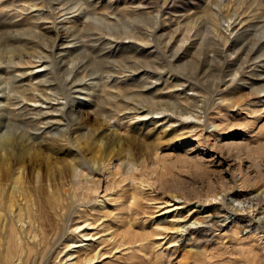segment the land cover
I'll use <instances>...</instances> for the list:
<instances>
[{
    "label": "rangeland",
    "instance_id": "obj_1",
    "mask_svg": "<svg viewBox=\"0 0 264 264\" xmlns=\"http://www.w3.org/2000/svg\"><path fill=\"white\" fill-rule=\"evenodd\" d=\"M0 12V27L12 22L11 33L23 37L13 43L16 53L32 62L8 72L10 54L2 52L0 64L28 98L14 112L33 123L15 128L25 136L30 179L33 168L46 172L71 158L73 180L97 185L93 193H71L61 211L29 214L17 201L11 214L2 200L0 264H85L97 251L86 264H228L234 256L239 264L249 247L264 259V233L247 215L264 188V168L259 173L244 156V172L256 183L235 187L239 197L222 191L217 201L209 196V206L185 205L205 211L194 218L158 212L177 193L161 174L193 183L204 200L208 183L230 179L239 162L227 142H264V0H0ZM123 30L130 34L113 38ZM131 173L146 184L127 178ZM226 206L241 209L230 216ZM84 220L92 223L88 240L74 231ZM161 222L171 225L155 229ZM189 225L207 230L200 237ZM141 233L150 240L138 241Z\"/></svg>",
    "mask_w": 264,
    "mask_h": 264
},
{
    "label": "bare ground",
    "instance_id": "obj_2",
    "mask_svg": "<svg viewBox=\"0 0 264 264\" xmlns=\"http://www.w3.org/2000/svg\"><path fill=\"white\" fill-rule=\"evenodd\" d=\"M35 6H36V4H35ZM10 24L11 25L9 26V28L3 27V26L0 27V64L3 62L2 59L4 57L2 52H5L6 54H10V56L8 58V61H7V66H6V68H4L8 72L13 71L11 68H13V65H16L17 63H19V64H21V63H25V64L32 63L30 60H27V59H26L27 61H25V59H23L24 57L22 56V54H17L16 53L17 52L16 50H21V49H20V47L15 46L13 43L17 42L16 41L17 39H19V41L21 42L23 37L20 35V32H18L17 34H12L10 27L14 28L15 25L12 22H10ZM229 26L227 28L228 30H229ZM94 28H98V27L95 26V24H93V23H91V24H89L87 26V30L90 33H93ZM34 33L35 32H29L28 35H30V36L35 35ZM122 33H125L127 35L130 34L129 30L128 31L127 30L117 31V32L113 33V34H115L113 38L117 39V40L121 39V35L120 34H122ZM94 34H97V33H94ZM34 39H36V36H35ZM15 58H18L17 62L14 61ZM30 59H32V57ZM21 73L23 74L25 72H21ZM10 75H11V78H5V77L2 76V73H0V94H1L0 95V103H2L4 101V104L0 105V111H1L0 112V129H2V127H6L7 128V129L5 128L6 129L5 136L2 139H0V209H1V205H2V200L5 201V198H7L5 206H6V208L9 209L11 214H13L15 212V210H16V202L17 201L20 202L19 206H22L23 209L25 210V212H27L29 214H30V211H35V213H36V211L39 212V213L40 212L43 213L49 207L53 208L54 210H58V211L64 210L67 206H70V203L69 202H65L66 201L65 199H67L66 197H68L71 193H74V191L77 192V190L79 188L80 189L87 188V190H91V192L93 193V191L97 190V185H96V183L93 180H86L85 183L81 182V181L75 182L73 180V176L76 175V163L71 158H68L67 161H65V162H63V163H61L59 165H53L52 167L47 168L46 172H41L40 169L36 170L35 168H33L34 169L33 170V175H34L33 176V180L30 179V177H29L30 169H29V166H28L27 161H26V154L22 153V149L24 150V148L27 147V145H26L27 143H25L24 138H23L25 136H23V134L22 135H19L17 133L15 134V128L19 127V126H23V127L27 126V127L31 128V127H33V123L28 122L27 119H24V117H19L20 116L19 113H15L14 112L16 110V107H17L16 105L19 103L18 100L19 99H20V101L21 100H27L28 98L26 97L25 94H23V91H19V89L18 90L14 89V85L11 84V82H12V79L15 77V75L14 74H10ZM79 87L81 89L84 88L83 85H80ZM6 88H7V91H5ZM90 136L93 137V133H91ZM65 139H66L65 144L67 146L68 145V141H67V138H65ZM86 146H87V144H86ZM226 147H227L228 152L231 153V155L234 157V159H238L239 162L234 165L235 166L234 172L231 173L230 179L222 178L220 180L219 185L217 187L214 186L212 184V182L208 183V188L206 190V194H204L205 195V199L204 200L201 198L202 194L193 185V183H189L188 185H185V183H181L180 180H177V179H175L174 177H172L170 175H169L170 177L168 176L169 178L167 176H166L167 177L166 178L165 176H163V174H161L159 176V181L162 180V181H164L165 184H167L169 186L177 187V191H176L177 193L176 194H173V193L172 194H168L167 198H165L164 200L159 202V204H158L159 215L160 214H166L167 212L176 211L177 210L176 214H179L180 218H183V217L187 218L188 216H190V218H194L193 215H194L195 212L197 214L198 213L203 214L205 211H203V210L198 211V209H194V208L184 209L185 205L197 202L199 204V206H201V205L209 206L212 203V201L209 199V196L211 195L213 197V199L215 201H217L218 199H217L216 194L218 192H222V191L225 192V195H227V194L230 195L231 194V196L235 195L236 197H239L240 196L239 195L240 191L238 189L236 190L235 187H239V189H242V188H245L246 186L253 185V182L256 183L255 182L256 181L255 180L256 177L253 179L250 176V174L244 172V169L242 167L241 162H242V159H243L242 157L244 156L245 158H247L249 160L251 166L256 168L257 171L259 170V173H260V171L264 168L263 167L264 166V162H263L264 161V142L259 143V144L255 145V146H251L248 142L236 143L235 141H230V142L226 143ZM2 150L5 151L6 156L3 155ZM31 161H32V159H31ZM47 164H48V166H50L49 163H47ZM161 166H162V164H161ZM138 175L135 174V173H131L127 178H129L130 180H132L135 183H136V181L141 179L139 181H140V183L142 185L145 181H143L142 178H139ZM263 177H264V175H263ZM124 178H126V176ZM149 180H150V178H149ZM149 182H152V181H149ZM88 183H91V184H88ZM86 184H87V186H85ZM144 184H146V183H144ZM159 184H160V182H159ZM144 190H146V189H144ZM179 190H180V193H178ZM3 191H6V192L4 193ZM155 193H158V192H155ZM165 193H167V192H165ZM86 197L87 198H91L90 195H88ZM136 197L137 196H133L134 199ZM253 197L257 201H256V203H254V204H252L251 206L248 207L249 210L247 211V215L251 214L250 220L253 222V224H256L258 226L259 230L256 228L258 230L257 233L258 234L259 233H264V216L263 217L262 216H258L259 212H264V188H262L261 190L257 191ZM89 200H91V199H89ZM103 202H105V201H103ZM155 202H158V200H155ZM223 203H225V202L223 201ZM129 206H131V205H129ZM225 208H223V209L226 212H230V216L237 215L238 212H239V209H241V208L234 209L232 206H226ZM244 209H246V208H244ZM261 209H263V210L261 211ZM135 211H136V209H135ZM0 215H2V214H0ZM177 220H179V219H177L176 217H171L169 221L175 223L174 221H177ZM87 221L84 220L83 223L76 224V228L74 230V231L80 233L82 238H85L83 240H88L89 239L88 235H90V234H86L85 233V231H87V226L92 225V223H90V222L85 224ZM198 221L202 222L204 220L201 221V219H200ZM170 225H171V223H170ZM170 225H169V223H168V225H166V224H163L161 222V224H158L157 227H155V229L156 228H167ZM177 226L181 227V222L180 221H177ZM90 228H92V227H90ZM166 230H168V229H166ZM187 230H189V232H191V233L197 232V236L201 237L202 234L204 235V232L207 229L203 228V227L196 229V227H193V226L189 225V227H187ZM110 234H112V233H110ZM86 235H87V237H86ZM156 235H158V233H156ZM109 236H111V235H109ZM149 236H150L149 234L141 233L140 238L138 239V241L140 240L141 242H143L145 240H148ZM98 238H100V237H98ZM156 238H157V236H156ZM260 238L264 239V234L262 236H260ZM91 240H92V238H91ZM92 241H90V242H92ZM107 241H108V239H107ZM152 242H154V241H152ZM250 245H251V243H250ZM67 246H69V244ZM81 246H80V248H81ZM146 246H148V245H146ZM125 249H127V248H125ZM125 249L123 251H127ZM243 253L245 254V260H244V262L239 263V264H264V259L262 258V256H259L258 253H255L254 250L251 247L244 249ZM100 254H101V252H100ZM147 254H149V253H147ZM150 254H151V252H150ZM71 255H70V257H71ZM236 256H237V254H236ZM79 257L81 258V256H79ZM98 257H99V252L97 251L92 256L85 257L83 261H84L85 264L86 263H90V262L94 261ZM132 258H133V256H132ZM102 259H103V257H102ZM116 261H118V260H116ZM138 261H140V260H138ZM227 262H228V264H236V263L239 262V258L238 257L235 258V256H234V258L231 257L230 259H228ZM66 263L67 264H80L79 260L66 261ZM208 264H218V262L209 261Z\"/></svg>",
    "mask_w": 264,
    "mask_h": 264
}]
</instances>
